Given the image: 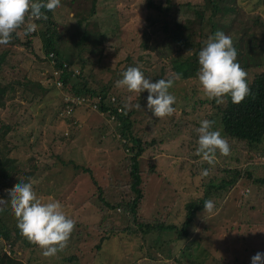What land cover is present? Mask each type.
Instances as JSON below:
<instances>
[{"label":"rangeland","instance_id":"obj_1","mask_svg":"<svg viewBox=\"0 0 264 264\" xmlns=\"http://www.w3.org/2000/svg\"><path fill=\"white\" fill-rule=\"evenodd\" d=\"M148 1L162 4L161 7H164L166 0H61L60 6L53 12L57 26L61 27V35L66 34V38L61 43L63 46L60 49L61 57L65 59L73 53L75 56L78 55V60L87 58L112 68L119 66L120 69L125 66L124 62L128 57L133 63L138 61L141 67L146 66L140 64L144 60L153 65L151 70L153 76L158 77L162 73L165 78L173 80L169 92L176 98V103L173 105L175 112L164 119L154 120L145 103L140 99L141 96L138 99L137 94H129L136 98L135 105H141L140 109L134 106L136 112L131 119L132 131L139 135V128L142 131L146 129L145 133H140L143 135L142 140L147 143L155 141L154 146L147 148L142 154L141 158L145 162L144 173L149 169L145 166L149 161L159 166L175 164L171 166L173 172H180L182 169L179 170L178 166L186 165L192 170L189 177L196 173L199 175L202 181H199L198 185L194 181L193 185L201 188L203 183L222 176L223 166L218 163L219 160L222 163L228 161L234 164L235 154L223 156L219 153L222 158H216L211 165L201 158L193 160L195 154L193 138L197 135L196 129L200 121L208 120L209 113L207 105H201L200 101L209 99L200 91L194 67L179 68L178 75L170 70L168 62L158 58L156 51L162 42L151 36L153 30L147 27L152 16L156 14L155 10L148 7ZM202 1L173 0L175 4L181 5L177 8L173 7L169 13L175 19L173 23L176 24L177 35L185 36L190 32L189 37L198 39L201 13L196 11L198 7L188 10L183 4L190 2L195 5ZM203 3L207 7L210 6L208 0ZM214 3L230 8V12L233 13L230 27L235 31L241 30L239 33L241 35L247 33V38L241 41L243 43L238 53L248 55L250 52L252 55L250 59L261 65L260 69H256L255 61H251L253 65L251 77L261 70L264 71V0H214ZM17 35L22 38L20 31H17ZM237 36L235 34L230 38L235 39ZM144 40L148 42L146 50L143 49ZM11 42L12 40L6 46L1 45L0 52L9 48ZM99 47L105 49L102 60L92 52ZM33 48L35 50L33 56L23 48H14L13 55L9 59L12 60L11 64L15 69L11 70L8 66L2 72L15 79L25 76L30 79L31 84L28 85L25 100L19 94L18 99L7 101L5 108H0V143L4 139L9 146L14 142L18 146L26 144L28 147L36 141L35 136L43 134L44 136L39 140L42 146L39 147L40 152L43 148L51 153L48 143L52 141L53 144L55 143V147L53 145L55 154L67 155L77 161L74 158L77 147L73 144L66 146L56 138L59 135H69L71 132L75 134L76 131L72 123L57 118L60 102L47 87L51 84L46 72H51L52 69L48 62L43 60L45 57L39 39L33 40ZM90 69L89 62L86 73ZM182 73L187 75L184 80H181ZM104 75L105 71L100 68H96L92 73L95 80ZM5 85L6 82L0 81L1 87L4 88ZM114 93H120L119 88L114 87L111 92L116 97ZM8 96L9 94L6 99ZM27 101H32L33 105H27ZM75 116L85 131L83 134L85 138L82 137V140L87 139V136L89 138L87 139L89 144L84 141L89 145L87 149L90 155L86 154L89 155L86 158L91 163L98 189L103 190V198L110 204L128 202L133 195L128 185L129 166L128 164L123 166L124 162L121 163L124 153L117 132L120 124L107 121L92 110H77ZM5 124L12 126L10 130ZM102 129L107 130L106 135L111 136L102 134L104 141L100 144L97 139L101 132L99 130ZM16 136L19 138L17 139ZM77 137L76 141L81 145V135ZM19 149L22 150L23 146ZM249 155H246V159ZM23 157V153H20L19 158ZM38 160L39 165L44 164V161ZM246 162L241 160L239 165L244 167ZM251 162L264 163V156L253 154ZM204 169L209 171L207 176L201 175ZM53 171L58 169L55 168ZM260 171H263L262 167L256 173L257 176L261 174ZM68 173L70 171L63 174L66 185L52 191L39 192L42 201L46 202L48 198L60 201L66 216L75 221V228L67 247L51 258L43 257L38 247L18 248L17 255L22 254L20 258L28 264H252L251 258L255 252H264V188L260 190L235 185V188L227 191L222 199L218 200L213 214L206 219L200 218L203 211L195 215L192 234L190 238L182 241L176 238L174 231L169 230L144 237L122 232L128 224L127 218L121 214L122 209L110 210L98 200L99 191L88 174L80 173L71 182L72 177ZM154 177L156 178L153 179V176L150 178L151 182H146L144 199L139 208L140 216L143 220L149 221L162 218L168 224L179 227L185 219L184 207L190 200L186 195V186L183 184L178 187L173 186L163 173ZM60 178L62 180L63 177ZM113 178L117 182L123 181L125 185L115 184ZM8 224L11 225L10 222ZM194 228L199 231H194ZM110 230L113 232L109 233ZM17 233L18 237L24 238L19 229ZM106 233L108 237L103 240ZM1 249L8 250L7 245L0 240ZM73 256L77 257L73 259L74 261L64 262L65 258ZM152 256L155 261L150 260Z\"/></svg>","mask_w":264,"mask_h":264},{"label":"trees","instance_id":"obj_2","mask_svg":"<svg viewBox=\"0 0 264 264\" xmlns=\"http://www.w3.org/2000/svg\"><path fill=\"white\" fill-rule=\"evenodd\" d=\"M204 1L206 0L195 5H192L190 2L183 4L188 10L198 7L196 11L201 13L200 22L198 24L197 40L193 37H189L191 36V34L189 35L190 32L185 36L177 35L176 24L173 23L175 19L169 13L173 10V7L177 8L181 5L175 4L173 0H166L164 7H161L162 4H154L148 1V7L155 10L156 14L154 13L155 15L152 16L153 18L150 19L147 27L153 30L151 36H154L157 41L162 42L156 51L158 58L161 61L168 62L170 70L177 74L180 73L179 68H184L186 66L194 67L195 74L198 72L200 67L198 62L199 53L206 46L209 37H214L217 31H223L230 37L235 34L238 35L237 38L231 40L237 52V62L248 74L247 83L251 89V94L239 105L233 104L230 96L225 98L226 103L222 105H218L215 100L200 101L201 105H207L208 107V120L215 121L213 130L218 128V130L221 131V135L227 139L229 145H231L230 153L235 154V158H233L234 164L228 161L222 163V161L219 160L218 163H221L223 166V168H221L222 176L220 178L209 180L203 183V186L199 188V186H197L198 182L202 180L197 173L189 177L192 171L191 167L181 164V166H178V169L182 170L180 172H173L171 171V166H175V164L159 166L157 163L151 161L145 165L149 169L144 173L145 162L141 158L142 154L147 148H152L155 141L152 140L147 143V141L142 140L143 135H140V133H145L146 129L142 131L139 128V135L134 134L132 131L133 124L131 119L136 112L134 110L136 98L129 95L132 93H128L126 89L119 88L120 93H114L116 96L114 97L111 92L114 90V87H116V82L123 78L122 73L129 67H138L143 72L145 78L153 82L159 79H169L165 78L162 73L158 77L153 76L151 72V70H153V65H151V63L148 64L147 61L143 60L140 64L146 66L141 67L138 61L133 63L129 57L125 60V66L123 68L121 67V69L119 66L112 68L105 64L102 65L100 62L88 60L87 58L78 60V55L75 56L73 53H70V56L62 59L60 49L63 48L61 43L66 38V34L61 35V27L57 26L53 12L42 9L47 19L32 21L37 26L39 24V29L25 35L26 21V24L17 30L21 32L22 38L17 35V32L13 33L9 48L3 49L0 52V81L6 82L4 88L0 86V108H5L7 101H14L15 98L18 99L17 96L19 94L21 98L25 100V95H27L28 92V85L31 84L30 79L25 76L21 79H15L9 75H5V72L2 74V72L5 71L8 66L11 70L15 69L14 65L11 64L12 60H10L14 48H23L33 56L35 54L33 40L35 38L39 39L45 57L43 60L48 62L52 69L51 72H46L48 75L47 79L51 84V86H47L48 91L53 92L54 97H57L60 102V109L58 113H56V116L58 119H66L67 122L72 123L73 128H75L74 131H76L75 134L71 132L69 135H59L56 138L66 146L73 144L77 147V154L74 157L77 161L72 160L67 155L60 153L55 154V143L53 144L52 141L48 143V149L51 153H48L43 148L42 152H40L39 147L42 146H40L39 140L42 139L41 136H44L43 134L35 136L36 141L28 147H26V144L20 145L23 146L22 150H20V146L16 145L14 142L12 146H9L7 141L3 139L0 143V199H9L7 190L13 188L14 185L21 181L25 183L31 181L34 192L38 197L42 196L39 194L40 191L41 193L46 190L52 191V189H57L62 185H66V181L63 180V174L69 171L70 173L68 174L72 177L71 182L76 179L75 177L78 174L84 173L88 174L93 184L97 186V179L91 168V163H89L88 158H86V156L88 157L90 155L87 149L89 145L85 143L86 141L88 142L87 139L89 138L87 136V139L82 140V137L85 138V136H83L85 131L83 130V126L81 127L79 125L80 121L76 119L77 116H75V112L77 110H92L98 113L99 116L107 119V121L110 120L111 122L114 121L116 124H120L117 132L120 135L119 144L124 153V159H122L121 163L124 162L123 166H127L126 164L129 166L128 185L133 197L128 202L121 201L116 204H110L103 198V190L98 189V186L96 189L99 191L98 200L104 206L110 210L122 209L121 214L128 220L127 227L122 229L124 233L144 237L147 235L161 234L163 231L169 230L174 231L176 238L183 241L190 238L195 215L203 211V204L206 200H212L215 207H217L218 200L222 199L223 195L232 188H235L234 186L237 184L242 186V188H264V163L251 162L253 154L264 156V71L261 70L260 73L251 77V69L253 67L251 61L255 60L250 59L252 56L250 52L248 55L246 53H238L243 43L241 41L247 38V33L246 35H241L239 34L241 30L235 31L230 27L232 24L230 18L233 14L230 12V8L221 7L217 3H214V0H208L210 6L207 7L203 3ZM144 33L147 34L146 32ZM143 42V49H148V42L146 40ZM65 46L69 45L65 44ZM190 50V54L186 55ZM92 52L98 55L99 59L102 60L105 49L99 47L95 52ZM50 55L52 57H50ZM89 62L91 63V69L86 73V67ZM96 68L105 71V75L103 77L101 76L98 80H95L94 76H92ZM254 68L260 69L261 65L259 63L257 64L255 61ZM53 72H57L55 80L61 81V87L58 90L52 85ZM180 75L182 76L181 80L187 77L185 73ZM170 90L171 89H169V91ZM17 91H19L18 94ZM8 94L9 96L6 99ZM137 95L138 99L139 96H141L140 99H142V102L145 103L147 108L148 93L145 91ZM37 96L36 94V97ZM112 98L114 99L113 102L111 100ZM27 105H33V102L27 101ZM118 109H120V112H118ZM149 113L152 115L150 111ZM110 117L113 118L111 119ZM153 119L157 120L154 116ZM59 121L60 120L57 122L59 123ZM5 127L10 130L12 126L5 124ZM198 127H200V124ZM99 131L101 132H99L100 136L97 140L102 144L104 141V139H102V134L106 135L107 130L102 129ZM77 135H81V145L76 141L78 140ZM16 138L18 139L19 137L16 136ZM193 140L196 153L198 147V134ZM20 153H23L24 157L22 159L19 158ZM248 154L250 155L246 159V155ZM36 157L44 161V164L42 163L39 165V163H37L39 160L36 159ZM219 157V152H217L216 158H222ZM192 158H194L193 160H197L201 157L194 154ZM241 160L247 161L244 167L239 165ZM182 162L184 163L185 160L183 159ZM261 167L263 171H260L261 174L257 176L256 173ZM55 168H57L58 171H53ZM160 173H163L164 177L167 178L169 183H172L173 186L178 187L180 184L185 185L186 195L190 197L189 202L184 207L185 219L179 227L168 224L167 221L162 218L149 221L143 220V218H141L142 216H140L139 208L144 199L146 182H151L152 179L150 178L153 176L154 179L156 178L154 176H158ZM144 175L147 176L144 177ZM61 176L63 177L62 180L60 178ZM194 181L197 182V187L193 185ZM113 182L121 186L125 185L122 183L123 181H115V178H113ZM8 222H10L11 225H9ZM17 231V220L11 210L10 204L6 205L3 211H0V240L7 245L8 250H0V264H28L20 258L22 254L17 255V249L26 246L30 247V249L37 247L29 243L25 238L18 237ZM110 232L113 231L110 230L109 233ZM107 237L108 233L103 236V240ZM97 248L99 251V246ZM256 253L257 252H255V254ZM74 258L77 257H67L64 259V262L70 263L74 261ZM157 258L160 259V257ZM150 260L155 261V258L152 256ZM173 261H175V259Z\"/></svg>","mask_w":264,"mask_h":264},{"label":"clouds","instance_id":"obj_3","mask_svg":"<svg viewBox=\"0 0 264 264\" xmlns=\"http://www.w3.org/2000/svg\"><path fill=\"white\" fill-rule=\"evenodd\" d=\"M60 2L61 0H0V45H8L13 33L24 26L26 21L25 35L35 32L39 27L32 21L47 19L42 9L54 12ZM190 52L191 50L186 55ZM198 62L200 91L207 99L222 105L226 103L225 98L230 96L231 102L239 105L251 94L247 83L248 74L237 62V52L230 36L223 31H217L214 37H209L206 46L199 53ZM122 77L116 82V87L132 94L146 91L147 109L155 118L164 119L173 115L176 98L169 92L173 86L172 80L159 79L153 82L145 78L138 67H129L122 73ZM52 85L58 90L53 83ZM135 107L140 109L141 105L136 104ZM214 124L215 121L204 119L196 129L198 147L195 154L210 165L215 161L217 152L223 156H228L231 152L229 142L221 135V131L213 130ZM208 174L207 169L201 173L203 176ZM7 193L9 199H0V211L10 204L20 234L29 243L36 245L43 257H54L67 247L75 221L66 216L60 201L53 198L42 201L34 192L31 181H21L8 189ZM214 209V202L206 200L200 218L206 219L213 214ZM193 230L199 231L196 228ZM251 259L252 264H264V253L257 252Z\"/></svg>","mask_w":264,"mask_h":264},{"label":"built area","instance_id":"obj_4","mask_svg":"<svg viewBox=\"0 0 264 264\" xmlns=\"http://www.w3.org/2000/svg\"><path fill=\"white\" fill-rule=\"evenodd\" d=\"M50 57H52V56L50 55ZM56 77H57V72H53L52 83L59 89L61 87V81L55 80ZM111 100H112V102L114 101L113 98ZM118 112H120V109H118ZM110 118L112 119L113 117H110Z\"/></svg>","mask_w":264,"mask_h":264},{"label":"crops","instance_id":"obj_5","mask_svg":"<svg viewBox=\"0 0 264 264\" xmlns=\"http://www.w3.org/2000/svg\"><path fill=\"white\" fill-rule=\"evenodd\" d=\"M38 27H39V24H38Z\"/></svg>","mask_w":264,"mask_h":264}]
</instances>
